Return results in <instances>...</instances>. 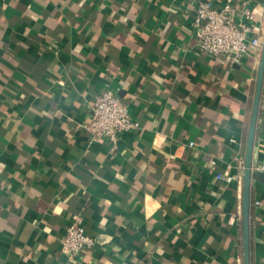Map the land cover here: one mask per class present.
<instances>
[{"label":"crops","instance_id":"1","mask_svg":"<svg viewBox=\"0 0 264 264\" xmlns=\"http://www.w3.org/2000/svg\"><path fill=\"white\" fill-rule=\"evenodd\" d=\"M198 1L0 0V264H242L260 52L232 63L197 50ZM231 1L262 40L264 0ZM105 89L138 123L114 148L82 130ZM263 161L264 78L250 264H264V184L253 171ZM73 214L95 243L68 260L59 242Z\"/></svg>","mask_w":264,"mask_h":264},{"label":"built area","instance_id":"2","mask_svg":"<svg viewBox=\"0 0 264 264\" xmlns=\"http://www.w3.org/2000/svg\"><path fill=\"white\" fill-rule=\"evenodd\" d=\"M234 13L231 0H225L218 9L209 0L198 1L191 21L195 48L209 57L227 56L232 63H239L249 47L256 54L259 53L262 40L259 36H251L250 26L235 21ZM246 16L248 20L253 18L252 13ZM88 109L89 118L82 125V130L91 141H107L114 148L120 133L138 128V123L130 117L126 105L111 90H102L91 98ZM189 145L192 146L191 143ZM253 171L264 174V161L255 166ZM216 178L227 183L232 179L220 174ZM258 204L255 202V205ZM94 243V238L84 230L82 216L73 214L60 238L59 251L68 260H72Z\"/></svg>","mask_w":264,"mask_h":264},{"label":"water","instance_id":"3","mask_svg":"<svg viewBox=\"0 0 264 264\" xmlns=\"http://www.w3.org/2000/svg\"><path fill=\"white\" fill-rule=\"evenodd\" d=\"M264 78V32L261 42L260 59L256 70L255 89L250 111L249 125L245 139L243 155L242 192L240 199L241 210V249L242 264H250V238H249V213H250V183L252 177V149L255 136L256 120L259 100ZM256 178L264 184V174L256 172Z\"/></svg>","mask_w":264,"mask_h":264}]
</instances>
